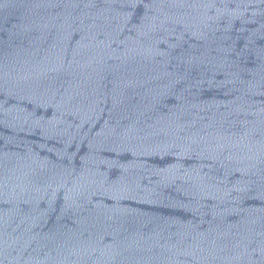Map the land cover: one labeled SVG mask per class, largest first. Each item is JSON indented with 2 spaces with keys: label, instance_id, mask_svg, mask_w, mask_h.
Masks as SVG:
<instances>
[{
  "label": "water",
  "instance_id": "95a60500",
  "mask_svg": "<svg viewBox=\"0 0 264 264\" xmlns=\"http://www.w3.org/2000/svg\"><path fill=\"white\" fill-rule=\"evenodd\" d=\"M0 264H264V0H0Z\"/></svg>",
  "mask_w": 264,
  "mask_h": 264
}]
</instances>
